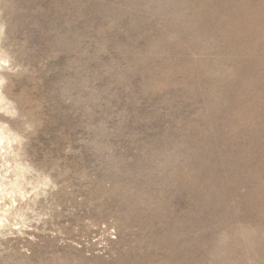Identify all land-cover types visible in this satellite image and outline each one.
Returning <instances> with one entry per match:
<instances>
[{"label":"rangeland","instance_id":"374dc122","mask_svg":"<svg viewBox=\"0 0 264 264\" xmlns=\"http://www.w3.org/2000/svg\"><path fill=\"white\" fill-rule=\"evenodd\" d=\"M0 25L17 261L264 264V4L0 0Z\"/></svg>","mask_w":264,"mask_h":264},{"label":"clouds","instance_id":"9594fccd","mask_svg":"<svg viewBox=\"0 0 264 264\" xmlns=\"http://www.w3.org/2000/svg\"><path fill=\"white\" fill-rule=\"evenodd\" d=\"M242 3H259V4H264V0H240ZM248 19L250 21H254L256 19V13L253 10H249L247 13ZM3 36H4V26L0 25V65H4L5 67H8V65L11 63L10 57L8 60L4 59V49L2 47V42H3ZM10 71H14V69H9ZM8 84V80L0 74V93H2L3 89L5 86ZM18 113L15 109V107L11 106V103L7 108L5 107H0V117H7L8 119H15L17 117ZM0 123L4 124V127H8L6 121H0ZM26 130L31 131L32 130V125H25ZM23 142V138L19 135L16 134L12 131H8L7 135H5L3 129H0V153H3L4 156H16V153L12 151V145L13 144H20ZM3 157L0 156V159ZM19 167V165H17ZM26 169H20L21 172L25 171ZM27 171H31L30 169H27ZM22 179L23 177H19ZM49 181H45L44 184L40 185V187H48ZM37 191L36 188H33V192ZM20 195L21 199L26 198V194L23 192H18ZM32 193H28L27 195H31ZM8 195H11V193H8ZM22 219V218H21ZM4 222L0 220V225H2ZM14 227H21V225H14ZM13 233L11 231L7 232V236H12ZM115 239V236L112 237ZM21 252L27 251L26 249H21ZM19 256V253L16 252L15 249L9 247L7 249L4 248L2 244H0V264H6L5 262V257H7V264H22V262L17 261L16 258Z\"/></svg>","mask_w":264,"mask_h":264}]
</instances>
